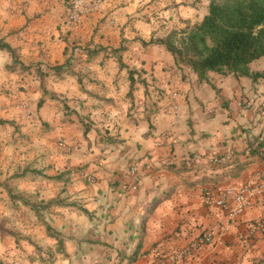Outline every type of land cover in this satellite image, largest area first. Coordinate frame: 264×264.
Segmentation results:
<instances>
[{"label":"clouds","instance_id":"obj_1","mask_svg":"<svg viewBox=\"0 0 264 264\" xmlns=\"http://www.w3.org/2000/svg\"><path fill=\"white\" fill-rule=\"evenodd\" d=\"M0 264H264V0H0Z\"/></svg>","mask_w":264,"mask_h":264},{"label":"trees","instance_id":"obj_2","mask_svg":"<svg viewBox=\"0 0 264 264\" xmlns=\"http://www.w3.org/2000/svg\"><path fill=\"white\" fill-rule=\"evenodd\" d=\"M212 25L211 24H209V30L211 31L212 30ZM200 38H198V37H193V45L195 46V44L198 42V40H199ZM219 55V54H218Z\"/></svg>","mask_w":264,"mask_h":264}]
</instances>
